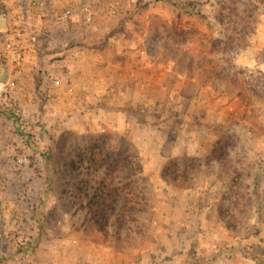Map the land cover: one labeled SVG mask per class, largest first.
<instances>
[{"label":"rangeland","instance_id":"1","mask_svg":"<svg viewBox=\"0 0 264 264\" xmlns=\"http://www.w3.org/2000/svg\"><path fill=\"white\" fill-rule=\"evenodd\" d=\"M123 1L118 33L95 37L151 64L114 67L108 96L57 95L51 81L0 96V264L59 249L63 264H264V0ZM72 99L79 109L55 108ZM112 152L133 175L135 222L108 239L82 193Z\"/></svg>","mask_w":264,"mask_h":264},{"label":"crops","instance_id":"2","mask_svg":"<svg viewBox=\"0 0 264 264\" xmlns=\"http://www.w3.org/2000/svg\"><path fill=\"white\" fill-rule=\"evenodd\" d=\"M121 1L123 0H116V3L108 1L106 3V0H39L36 7L28 9L25 13L24 34L21 37L26 48L25 61L18 71L11 72L8 68L7 71L0 70V96L3 94L2 83L9 78L16 82V89L8 93L13 96H18L23 100L35 94V92L31 91L34 84L41 85L38 89L46 90L49 86V81L55 78L58 79L60 67H67L69 70L64 76H60L61 85L58 88L52 87V91L56 89L57 95L59 93H65L68 87H71L72 90L75 87H79V89H83V92L76 91L75 95L83 94L88 98L98 95L108 96L113 88L108 84H101L100 82L119 79V77L114 78L109 75V73H112L114 67L122 64V62H125V64L131 63V66L133 63L140 64V66H147L150 61L143 56V51H140L141 56L137 60H127L128 58L125 57L127 51L125 50L127 47H134L133 45H128V43L124 42L112 43L111 40H107L106 42L105 40L96 38L98 37L97 34H99V38H102L106 32L118 33L120 28L117 24L119 22L118 19L126 15V11L131 9L129 8L128 2ZM120 2L121 5H117ZM66 7L71 8L73 12L70 21L71 26H67L64 22L61 23L57 20V14ZM107 18L116 20V22L108 27V23L103 24ZM0 29L2 32V23L0 24ZM121 57L125 58L124 61ZM96 66H111V69L104 67L100 71L104 70L106 72L100 75V72H98L97 75H94L92 74V70H96ZM45 71L48 73L45 74ZM137 73L140 74L139 72ZM130 75L135 76V72L132 71ZM57 104L55 108L60 105L63 111H66L65 109L68 105L69 107L75 106V109H79L80 107L79 102L74 99L66 102L62 100L57 102ZM77 106L79 107L77 108ZM70 110L72 112L74 111L72 108ZM112 115L108 114L110 121L112 120L109 124L111 126L115 123V116ZM166 188L176 190V194H179V196L181 192L188 191V189H181L176 186H168ZM172 200L176 203L175 199ZM207 209L208 207L205 208V210ZM162 218L167 223L171 222L172 219L175 221L174 216H170L169 214H165ZM158 220H160L159 217ZM160 221L162 222V219ZM154 237L155 240L161 238L159 237L158 229L154 232ZM80 250L79 246L75 249V256L78 255ZM56 252L57 254L48 253V257L52 256L53 259L51 260L50 257L51 261H48V257H46V264H49V262L51 264H59V262L63 264V262L67 261L65 257L66 251L64 249H59ZM141 252L145 253L146 250H141ZM80 253L86 255L83 257L93 259L91 253ZM38 254L42 256L44 253L41 251ZM172 256L176 259L175 255ZM36 258L37 256L35 254L30 255L28 260L29 264H38ZM179 261H182V258H177V262Z\"/></svg>","mask_w":264,"mask_h":264},{"label":"trees","instance_id":"3","mask_svg":"<svg viewBox=\"0 0 264 264\" xmlns=\"http://www.w3.org/2000/svg\"><path fill=\"white\" fill-rule=\"evenodd\" d=\"M1 16L6 17L7 20L4 22ZM0 22H3V31H0L2 38L8 30L9 21L1 6ZM77 158L80 161L85 159L87 163L90 159L80 155ZM99 163L100 165L93 169V180L84 182L82 197L90 221L97 231L102 232L103 236L109 239L129 231L135 222L132 216L135 209L131 199L135 196V190L131 181L133 175L127 170L129 163L125 158L119 161L116 153L112 152L107 153Z\"/></svg>","mask_w":264,"mask_h":264},{"label":"built area","instance_id":"4","mask_svg":"<svg viewBox=\"0 0 264 264\" xmlns=\"http://www.w3.org/2000/svg\"><path fill=\"white\" fill-rule=\"evenodd\" d=\"M39 0H0V6L5 11L8 17L9 25L8 30L1 38V58L9 64L11 70L18 71L26 58V48L22 40L25 13L28 9L36 7ZM73 12L71 8H63L57 14L59 22H67L72 18ZM54 87L60 85L59 79L51 80ZM16 87V82L9 78L2 83V93H8ZM69 92L72 88H69ZM18 162H22L21 159Z\"/></svg>","mask_w":264,"mask_h":264}]
</instances>
